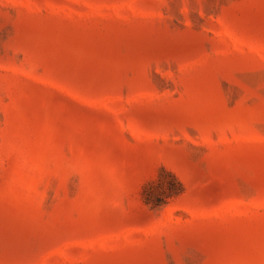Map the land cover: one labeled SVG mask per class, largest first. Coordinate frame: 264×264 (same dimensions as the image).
<instances>
[{
	"label": "rangeland",
	"instance_id": "rangeland-1",
	"mask_svg": "<svg viewBox=\"0 0 264 264\" xmlns=\"http://www.w3.org/2000/svg\"><path fill=\"white\" fill-rule=\"evenodd\" d=\"M0 264H264V0H0Z\"/></svg>",
	"mask_w": 264,
	"mask_h": 264
}]
</instances>
